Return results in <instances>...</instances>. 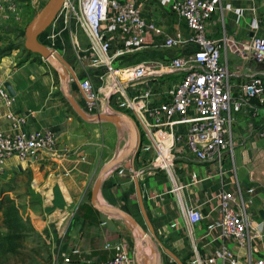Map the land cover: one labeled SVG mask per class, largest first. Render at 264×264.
Masks as SVG:
<instances>
[{"label": "crops", "instance_id": "crops-1", "mask_svg": "<svg viewBox=\"0 0 264 264\" xmlns=\"http://www.w3.org/2000/svg\"><path fill=\"white\" fill-rule=\"evenodd\" d=\"M137 2L145 18L160 26L164 32L188 35L185 23L159 0ZM17 4V18L5 25L8 36L16 32L25 33L23 29L30 21L27 1L17 0ZM228 5L242 8V15L239 16ZM256 21L264 34V0H220L208 23L209 34L224 39L223 58L229 64L231 80L235 84L244 82L252 74L264 72V62L246 56L241 48V41L253 34ZM58 26L63 30L56 39V49L69 57V63L75 67L80 80L91 77L93 85L99 86L101 81L95 76L99 69L91 67L87 58L81 56L85 48L74 45L72 39H68L74 33L73 20L65 23L59 19ZM49 32L47 28L40 38L45 36L48 40ZM147 41L146 45L122 57L121 66H135L153 60L162 65L173 54L195 47L192 43H185L177 49H166L161 35L157 34H148ZM7 57V62L0 60V79L12 81L14 112L26 115L31 129L50 126L58 135L56 144L37 157L12 155L0 161L1 171L12 172L20 176L24 183L29 182L32 195L27 194L22 208L36 233L50 240L54 251L53 264L106 261L112 257L118 243H123L128 249L131 264H139L138 255L142 253L140 248L143 244L138 241V233L130 229L120 215L98 210L92 204L91 196L90 200L87 198L95 171L116 153L104 152L102 146L106 144L98 137L100 135L101 139H105L104 122H113L79 119L63 100L60 75L46 62L32 58L17 62L14 53ZM162 83L163 80L160 82L156 77H148L139 85L142 90L159 89L164 87ZM69 90L84 110L98 112L75 81H70ZM161 100L158 95L153 101ZM7 110V106L0 103V131L3 132L11 131L6 118ZM148 118L152 123L157 121L150 115ZM263 123L261 117L236 113L230 127L233 144L222 163L197 160L180 147V151L173 155L169 171L161 166L155 151L140 153V170L144 171L140 182L156 235L181 258L185 257L188 264H192L193 259L196 261L194 264H213L208 263V258L219 247L234 250L238 264H252L264 255V150L262 139L255 134ZM107 146L112 149L113 142L109 141ZM123 165L124 162L106 175L99 191V201L128 210L143 222V217L133 209L132 204L134 172L137 169L131 168L129 179ZM223 189L239 196L259 233H252L244 245L222 237L218 227L210 228L220 219L218 194ZM189 205L204 214L201 221L195 224L189 221L184 210V206ZM165 255L162 252L161 263L176 264Z\"/></svg>", "mask_w": 264, "mask_h": 264}, {"label": "built area", "instance_id": "built-area-1", "mask_svg": "<svg viewBox=\"0 0 264 264\" xmlns=\"http://www.w3.org/2000/svg\"><path fill=\"white\" fill-rule=\"evenodd\" d=\"M159 2L185 23L188 35L164 32L145 18L137 0H65L48 27V45L56 48V39L63 30L58 26L59 19L65 23L75 19L81 25L89 40L81 56L87 58L91 67L99 69L95 76L101 81L95 87L91 77H86L80 80L81 87L98 112L127 110L141 124L146 140L142 141L140 153L155 151L161 166L169 171L173 155L180 147L197 160L222 163L233 144L230 127L235 114L244 112L264 121V72L252 74L240 84L231 80L229 64L223 58L224 39L213 37L208 31L220 0ZM228 8H233L239 16L243 13L242 8L232 5ZM17 16V0H0V35L5 25ZM253 28V34L241 41V48L246 56L264 61V34L257 21ZM148 34L161 35L166 49H177L185 43L195 47L173 54L162 65L153 60L121 66L122 57L148 43ZM148 77L163 80L164 87L142 90L139 83ZM158 95L162 100L154 102ZM13 102V95L0 79V103L8 108L6 118L11 126L10 132L0 131V161L12 155L37 157L52 148L58 139L50 126L31 129L26 115L14 112ZM255 134L262 139L264 150V123ZM143 174V170L134 172L139 179ZM218 198L220 219L210 228L218 227L222 237L234 239L239 245L246 244L252 233L259 234L235 192L223 189ZM184 210L193 224L204 218L196 207L184 206ZM114 249L110 259L95 264H131L132 258L123 243L116 244ZM218 261L238 264L235 251L222 247L208 258V263ZM191 262L196 263L194 259ZM252 264H264V255Z\"/></svg>", "mask_w": 264, "mask_h": 264}, {"label": "water", "instance_id": "water-1", "mask_svg": "<svg viewBox=\"0 0 264 264\" xmlns=\"http://www.w3.org/2000/svg\"><path fill=\"white\" fill-rule=\"evenodd\" d=\"M64 1L65 0H47L46 3L36 11L25 27L24 46L30 52L40 54L58 72L61 78L63 95L71 104L74 111L82 119L87 121L106 120L115 123L117 127L126 125L130 133L128 144L122 150L116 151L115 155L100 169L91 191L92 204L100 211L120 215L126 221L128 227L135 230L140 238L143 239L144 243L147 245V250L145 252L141 251L142 253L138 255L139 264H161L162 252L170 257L176 264H186L184 260L175 253V251L165 245L157 237L154 224L145 205L139 177L134 176V183L138 205L144 219L143 222L140 221L134 213L128 210L99 201L98 195L101 185L109 172L119 167L128 158L131 159L134 169L135 158L139 156L141 151V133L137 121L128 112L115 109L113 112L103 111L88 113L80 106L75 97L71 94L69 90V83L71 80L75 81L77 85L81 87V82L76 71L56 48L49 46L40 40V35L46 31L56 19ZM4 84L10 94L15 95L12 81L8 80L4 82ZM83 95L87 99L84 90ZM130 222L132 226L130 225ZM218 264H223V262L219 261Z\"/></svg>", "mask_w": 264, "mask_h": 264}, {"label": "rangeland", "instance_id": "rangeland-1", "mask_svg": "<svg viewBox=\"0 0 264 264\" xmlns=\"http://www.w3.org/2000/svg\"><path fill=\"white\" fill-rule=\"evenodd\" d=\"M25 1H27L26 5L28 8V12L31 15L30 16L31 19L36 13V11L39 10L46 3L47 0H25ZM25 27L23 29L24 31H25ZM73 27H74V33H71L72 38H68V39L70 40L72 39L74 45H78L81 46L82 48H86L88 46L89 40L84 30L82 29L81 25L77 23L75 19H73ZM7 30L8 29L5 27L3 33L0 35V60H5V62H7L9 59L7 56L14 53L16 57L15 58L16 61L17 60L23 61L32 58V60L45 61L48 65H50L40 54L35 52H30L25 48L24 32L20 34L16 32L15 35L8 36ZM40 39L42 42L46 44H50L45 36H42ZM64 57L69 61V57L67 55H65ZM73 68L76 71L74 66ZM104 123H106L104 124L105 126L103 128V134L105 139H101L100 135L98 136L99 141L106 144V146L104 145L102 146L103 148L102 150L108 154H112L115 151L122 150L129 142L130 133L128 127H126V125L117 127L113 123H107V122ZM137 123L140 128L141 139L144 138L146 140V135L144 134V130L141 124L138 121ZM162 135L163 134H160V137H163ZM109 141L110 143L113 142L112 149L107 146V143H109ZM138 157L135 158L134 169L140 170L142 168V163L139 161ZM100 166L95 171L94 179L92 182H94L95 178L97 177L100 170ZM131 168H133V165L131 159L128 158L126 161H124L123 169L124 172L128 175L129 179L131 178L130 175ZM92 182L87 192L88 200H90V196H91ZM28 184H29L28 181L24 183L23 179L20 176H17V174L15 175L12 174V172H6L0 170V191L3 190L6 194L14 197L17 203L20 204L21 206L24 205V201L26 199L27 194L32 195L29 191ZM132 204H133V209H135L136 212H138L140 215L141 212L136 197V190H133ZM3 220H4L3 214L0 212L1 233L5 231V228L3 226ZM49 241H50L49 239L42 237L41 234H38L36 232L31 233L26 239L23 240V246L20 250V254H15V255L9 254L6 256L10 258L7 264H53L54 251H53V246ZM138 241L143 244L141 245L140 250L142 252H145L147 250L146 249L147 245L144 243L143 239L140 238V236H138Z\"/></svg>", "mask_w": 264, "mask_h": 264}, {"label": "trees", "instance_id": "trees-1", "mask_svg": "<svg viewBox=\"0 0 264 264\" xmlns=\"http://www.w3.org/2000/svg\"><path fill=\"white\" fill-rule=\"evenodd\" d=\"M62 97L68 108L77 114L68 100L64 96ZM77 116L79 119H82L78 114ZM141 140L145 141L144 138ZM0 212L3 214V226L5 228L4 232H0V264H7L10 258L6 256L9 254H20L23 240L31 233H35L36 230L31 223L29 216L24 214L22 206L17 203L14 197L6 194L3 190L0 191ZM182 259L188 264L185 257Z\"/></svg>", "mask_w": 264, "mask_h": 264}, {"label": "bare ground", "instance_id": "bare-ground-1", "mask_svg": "<svg viewBox=\"0 0 264 264\" xmlns=\"http://www.w3.org/2000/svg\"><path fill=\"white\" fill-rule=\"evenodd\" d=\"M110 112H113V111H110ZM130 225L132 226L131 222H130Z\"/></svg>", "mask_w": 264, "mask_h": 264}]
</instances>
